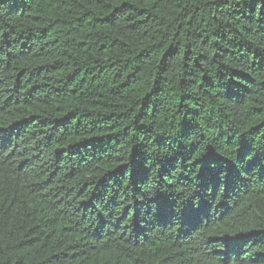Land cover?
<instances>
[{"label":"trees","instance_id":"trees-1","mask_svg":"<svg viewBox=\"0 0 264 264\" xmlns=\"http://www.w3.org/2000/svg\"><path fill=\"white\" fill-rule=\"evenodd\" d=\"M0 264H264V0H0Z\"/></svg>","mask_w":264,"mask_h":264}]
</instances>
